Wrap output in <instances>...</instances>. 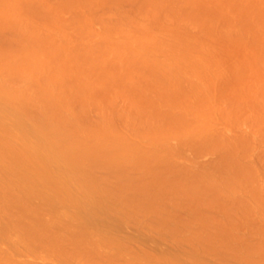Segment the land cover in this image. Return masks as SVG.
Wrapping results in <instances>:
<instances>
[{
    "label": "rangeland",
    "instance_id": "obj_1",
    "mask_svg": "<svg viewBox=\"0 0 264 264\" xmlns=\"http://www.w3.org/2000/svg\"><path fill=\"white\" fill-rule=\"evenodd\" d=\"M14 1L19 6L21 21L0 17V22H4L0 23V59L3 55L8 58L5 64L0 61V77L20 86L23 83L20 78L25 79L15 72L20 56L37 50L34 58L38 83L46 79L52 82L63 102L62 115L67 119L75 117L86 133L79 144L82 158L74 166L71 161L55 159L43 151L40 141L30 133L29 123L8 124L7 140L13 138L10 140L27 144L31 156L17 159L5 168L11 174V185L5 192L17 205L14 211L23 216L37 213L39 222L45 224L47 218L53 219L52 225L59 235L70 232L71 228L75 231L82 226L94 227L97 219L100 227L95 230L92 227V235L88 232L86 236H76L84 247L98 240L100 248L94 251L80 250L74 241L77 247L69 246L76 249L69 250L65 241V245H60L68 247V251L65 248L62 251V247L58 250L59 244L55 249L46 244L40 246L34 257L40 255L42 260L46 255L44 258L49 260L51 254L55 260L51 257L50 264H62L60 258L65 264H79L81 257H84L81 264H97L100 257L107 261L101 260L102 264L110 260L109 264H123L126 260L124 264H138L139 260V264H191L190 261L224 264L226 256L228 264L233 260L236 264H251V261L264 264V0L9 2ZM4 2L0 0L2 14L7 13L4 8L9 10V2L7 5ZM139 54L148 58V64L142 63ZM211 83L215 88L210 89ZM203 88L208 89L206 93ZM226 91L245 95H240V99L234 93V99ZM212 102L218 111L214 110L216 107L213 109ZM227 107L232 109L231 114ZM208 108L211 110L207 111ZM195 112L210 126L200 136L197 131L194 134L187 131L192 120L197 119ZM209 114L212 115L208 119ZM184 126L186 130L181 131ZM169 132L172 134L168 135ZM160 145L166 148L162 150ZM155 147H162L164 152ZM68 148L74 149L71 145ZM225 161L227 165L222 164ZM174 176L178 178L175 180ZM254 244L259 246L256 248ZM92 251L97 253L91 256ZM23 254L22 258L17 254V258L33 257L30 252ZM105 255L109 256L107 260ZM26 259L44 264L40 258Z\"/></svg>",
    "mask_w": 264,
    "mask_h": 264
},
{
    "label": "bare ground",
    "instance_id": "obj_2",
    "mask_svg": "<svg viewBox=\"0 0 264 264\" xmlns=\"http://www.w3.org/2000/svg\"><path fill=\"white\" fill-rule=\"evenodd\" d=\"M2 1V0H1ZM4 1H7V0H3V2ZM10 0H8L7 2H9ZM18 1V0H17ZM7 2H4L5 4L7 3ZM12 3V4H11ZM8 4V3H7ZM6 4V5H7ZM9 4H11V6L9 5ZM9 4H8V7H7V9H9V10H13V11H10L9 12V10H4L3 8H1V9H3V11H7V13L5 12L4 14H2L3 12L1 11L0 12V14H2L0 17H1V19L2 20H4V17L6 18V17H8L10 20H12L13 19V21L14 22H20L21 21V18L20 17H18V13H19V6L17 5V3H16V1H14V2H9ZM11 9H10V8ZM4 15V16H3ZM9 15V16H8ZM8 18H6V19H8ZM1 24L2 23H4V22H0ZM6 23V22H5ZM13 23V22H12ZM7 24V23H6ZM14 25L16 24V23H13ZM10 25V24H9ZM143 26H144V24H143ZM142 26V28H143V30H144V32H147L146 30V26H144L143 27ZM146 29V30H145ZM124 44H125V42H124ZM106 45V44H105ZM36 46L37 47H39V46H41V44H40V42L38 41L37 43H36ZM103 46H104V44H103ZM59 49V48H58ZM58 49H56V50H58ZM59 51V50H58ZM33 53L32 54H28L27 52H23V54L20 56V60L21 61H19V65H17L16 67H15V72L17 73V74H22L23 75V77L26 79V81H25V79H23L22 77L20 78V79H22L23 80V83L21 84L20 83V86H19V84L18 85H15L16 84V82H15V84H14V81L12 82L11 81V79H3L2 77H0V264H35V263H41L40 261H38V262H34L33 263V261H34V259H32V258H40V260H41V257H37L36 255H35V257H34V254L35 253H38V249L40 248V246H44V245H46V244H48V245H50V246H52V247H54V249H55V247H56V245L57 244H59L58 246H59V248H58V246H57V248H58V250L61 248L62 249V251L63 250H65V249H67V248H63V245H65L64 243H65V241H68L69 243H70V241L69 240H71V242L72 241H74L76 244H78L77 246H78V248H80V250H86V249H90V250H96V248H100V243H99V241L98 240H93L92 242H91V244H89V246H87V247H84L83 246V243H82V240L81 239H76V236L78 237V236H82V234H84L85 235V233H88V232H91L92 231V227H90V228H88L87 226H82V228H80V229H78V228H76L77 230H75V231H73L74 229H72L71 228V230H70V232H67V231H65L63 234H58L57 232H56V227H54V225H52V223H53V219H51V218H47L46 219V223L47 224H45V222L44 221H41V222H39V220H38V214L37 213H35V214H33L32 216H27V215H22L21 213H18V212H16V211H14L15 210V208L17 207V205L16 204H14L12 201H11V195L9 196V193H6L5 192V190H6V188H9L10 187V185H11V174H10V172H8V171H6L5 170V168L9 165V167L17 160V159H20V158H24V157H26V156H28L29 157V155H30V152H29V146L27 145V144H24V143H19V142H15V141H11L10 139H13V138H10L9 140H7V136H6V133H7V125L8 124H10V123H13V122H17V123H29V125H30V133L32 134V136L34 137H36L40 142H39V144H40V148L41 149H43V151L44 150H46L47 151V153L49 154V156H52V157H54L55 159H59V160H61L62 159V161L63 160H68V161H71V163H72V165H74V166H76L79 162H80V158H82L79 154H80V146H79V144L81 145V137H82V135L84 134V133H86V130L84 129V127H82L83 125L82 124H79L77 121V119L74 117V118H72V119H67V118H65L63 115H62V113H61V109H62V106H63V102H61L60 101V98L58 97L59 95L56 93V90H55V88L53 87V85H52V82L50 81V80H45V81H41V83H38V80H37V72H36V70H37V66H36V63H35V58H34V56L36 55L35 53L37 52V50H33L32 51ZM59 53H57V52H55V55H58ZM141 54V53H140ZM139 54V58L141 59V61H144V62H142V63H147L148 64V58L147 57H145V56H143V55H140ZM3 58H1L0 59V61H1V63L2 64H5L6 63V61H7V56L5 57L4 55L2 56ZM147 61V62H146ZM151 61V60H150ZM150 61H149V63H150ZM122 64V63H121ZM26 68V70L24 71V69ZM21 69V70H20ZM18 70V71H17ZM21 72H20V71ZM206 77V76H205ZM209 77L210 76H208V79H209ZM207 78V77H206ZM205 78V79H206ZM212 78V77H211ZM218 78V77H217ZM216 78V79H217ZM220 78V77H219ZM240 78H241V76H240ZM237 79H239V78H237ZM242 79V78H241ZM8 80H10V81H8ZM180 80V79H179ZM193 80V79H192ZM207 80V79H206ZM212 80V79H211ZM218 81H219V79H217ZM243 80V79H242ZM8 81V82H7ZM28 82L27 83V86H25V82ZM178 81V79L176 80V82ZM181 81H182V79H181ZM198 81V80H197ZM199 81H201V80H199ZM213 81V80H212ZM236 81V80H235ZM237 81H239V80H237ZM241 81V80H240ZM239 81V82H240ZM180 82V81H179ZM193 82H194V80H193ZM195 82H196V80H195ZM215 82H216V80H215ZM132 83V82H131ZM187 83V82H186ZM201 84L203 83V80H202V82H200ZM217 83V82H216ZM221 83V82H220ZM193 84V83H192ZM219 84V83H218ZM223 84V83H222ZM235 84V83H234ZM237 85H239L238 83H236ZM235 84V85H236ZM240 84H242V82H240ZM22 85V86H21ZM185 85V84H184ZM190 85H191V83H190ZM195 85V84H194ZM208 85V84H207ZM213 84L211 83L210 84V89L212 88V87H214L215 88V86H212ZM137 86V85H136ZM179 86V85H178ZM182 86V85H181ZM188 86V85H187ZM203 86V85H202ZM204 86H205V84H204ZM218 86V85H217ZM144 87V86H143ZM184 87V86H183ZM186 87V86H185ZM190 87V86H189ZM193 87V86H192ZM191 87V88H192ZM205 87H207V86H205ZM237 87V86H236ZM253 87V86H252ZM252 87H250V88H252ZM141 88V87H140ZM145 88V87H144ZM196 88V87H195ZM212 89V91H215V89ZM220 88V87H219ZM254 88V87H253ZM187 88H185L184 89V91L186 90ZM190 89V88H189ZM210 89H209V92H210ZM234 90L236 89V88H233ZM249 89V88H248ZM255 89V88H254ZM194 90V89H193ZM203 91H204V88L202 89ZM208 90V89H207ZM206 90V88H205V91H207ZM222 90V89H221ZM220 90V91H221ZM226 90V89H225ZM227 90H229V89H227ZM237 90H238V88H237ZM257 90V89H256ZM255 90V91H256ZM204 91V92H205ZM229 91H232V90H229ZM228 91V92H229ZM240 91V90H239ZM250 91V90H249ZM253 92H254V90H252ZM39 92V93H38ZM189 92V91H188ZM191 92V91H190ZM189 92V93H190ZM196 92V91H195ZM217 92H218V90H217ZM216 92V93H217ZM227 92V91H226ZM226 92H224L225 94H228V92L226 93ZM237 91H233V93H229L228 95L229 96H231V94H232V98L235 96V94L237 95V97H239L240 95H242L243 93H241V92H239V93H241L239 96H238V94L236 93ZM243 92V91H242ZM248 92V91H247ZM183 93V92H182ZM198 93V92H197ZM200 93H201V91H200ZM206 93V92H205ZM208 93V92H207ZM214 93V92H213ZM220 93V92H219ZM224 93H222L223 95H225ZM235 93V94H234ZM245 93V92H244ZM187 94V93H186ZM185 94V95H186ZM209 94V93H208ZM211 94V93H210ZM222 94H220V96L222 95ZM258 94H259V92H258ZM181 95V94H180ZM202 95V94H201ZM217 95V97H218V94H216ZM222 95V97L221 98H223L224 96ZM227 95V96H228ZM243 95H245V94H243ZM251 95V93L249 94V96ZM252 95H255V94H253L252 93ZM257 95V94H256ZM226 96V95H225ZM258 96V95H257ZM147 97H149V96H147ZM182 97V96H181ZM184 97V96H183ZM197 97V96H196ZM199 97V96H198ZM203 97L204 96H202V99H203ZM242 97H244V96H242ZM248 97V96H247ZM187 97H185V99H186ZM210 98H211V96H210ZM209 98V99H210ZM226 98V97H225ZM224 98V99H225ZM228 98V97H227ZM246 98V97H245ZM249 98V97H248ZM149 99V98H148ZM155 99V98H154ZM185 99H182V101L183 100H185ZM191 99V98H190ZM193 99V98H192ZM197 99V98H196ZM229 99H230V97H229ZM234 99H235V97H234ZM240 99H241V96H240ZM239 99V100H240ZM156 100H158V99H156ZM195 99H193L192 101H194ZM204 100V99H203ZM242 100H244V98H242ZM198 101V100H197ZM207 101V100H206ZM210 101H212V100H210ZM215 101V100H214ZM221 101V100H220ZM226 102H227V100H225ZM224 101V102H225ZM237 101V99L236 100H234V103ZM157 102V101H156ZM195 102V101H194ZM203 102H205V100L203 101ZM229 102V101H228ZM146 103V102H145ZM149 103V102H148ZM153 103V102H152ZM184 103V102H183ZM191 103V102H190ZM199 103V102H198ZM197 103V104H198ZM200 103H201V100H200ZM213 103V109L214 110H216V109H218L217 108V106H216V104H214L215 102H212ZM232 103V102H231ZM230 103V104H231ZM192 104H193V102H192ZM191 104V105H192ZM195 104H196V102H195ZM205 104V103H204ZM223 104V103H222ZM227 104V103H226ZM226 104H224V106L226 105ZM229 104V103H228ZM156 105V104H155ZM182 105V104H181ZM203 105V104H202ZM207 105H208V103H207ZM210 105H212V104H210ZM221 105V104H220ZM240 105V104H239ZM145 106V105H144ZM148 106H149V104H148ZM147 106V107H148ZM183 106V105H182ZM194 107H196L195 105H193ZM199 106V105H198ZM231 106H232V104H231ZM241 106V105H240ZM183 107H185V106H183ZM189 107V106H188ZM187 107V108H188ZM194 107H192V109L194 110ZM202 107V106H201ZM206 107V106H205ZM204 107V108H205ZM229 107V106H228ZM227 107V108H228ZM246 107V106H245ZM61 108V109H60ZM156 108V107H155ZM186 108V109H187ZM198 108V107H197ZM197 108H195V109H197ZM209 108H211V107H209ZM207 109V111L208 110H211V109ZM219 108H221L220 106H219ZM158 110H160L159 108H157ZM181 109H182V107H181ZM190 109V108H189ZM222 109H224L223 107H222ZM237 109H238V107H237ZM240 109V108H239ZM156 110V109H155ZM185 110V109H184ZM198 110V109H197ZM219 110V109H218ZM218 110H216V111H218ZM229 110V108L227 109V111ZM245 110H246V108H245ZM188 111V110H187ZM192 111V110H191ZM195 111V110H194ZM226 111V110H225ZM230 111H232V109L231 110H229L228 111V113L230 112ZM168 112V111H167ZM186 112V111H185ZM190 112V111H189ZM239 112H240V110H239ZM242 112V111H241ZM191 113V112H190ZM189 113V114H190ZM196 113V115L193 113V115H195V116H197V119L196 120H198L199 119V121H198V124L196 123V120H195V122H194V120H192L193 121V123L191 124L192 126H194V127H191V125H190V129L188 128L187 129V131L189 130V131H192L193 132V134H194V131L196 132H198V133H200V134H198L199 136L201 135V134H203V132L204 133H206V129H208L209 130V125H205V124H209V122H207V123H205V122H202V118L201 117H198L200 114H198L197 115V113L198 112H195ZM205 113V112H204ZM209 113V112H208ZM210 113H212V112H210ZM244 113V112H243ZM242 113V114H243ZM168 114V113H167ZM223 114V113H222ZM225 114V113H224ZM230 114H231V112H230ZM235 114V113H234ZM234 114H233V116H234ZM237 114V113H236ZM170 115H172V114H170ZM169 115V116H170ZM177 115H179V114H177ZM210 116H208V119H209V117H211V115L212 114H209ZM215 115V114H214ZM216 115H218V113L216 114ZM176 116V115H175ZM184 116V115H183ZM183 116H182V118H183ZM203 116H204V114H203ZM225 116V115H224ZM223 116V117H224ZM239 117H241L240 115H238ZM180 117H181V115H180ZM206 117V116H205ZM218 117V116H217ZM227 117H228V115H227ZM173 118H174V116H173ZM173 118H172V122H173ZM186 118V117H185ZM234 118V117H233ZM235 118H236V116H235ZM177 118H175V120H176ZM211 119V118H210ZM214 119H216V118H214ZM77 120V121H76ZM174 120V121H175ZM180 120V119H179ZM187 120V119H186ZM217 120H218V118H217ZM238 120V119H237ZM178 121V120H177ZM190 121V120H189ZM210 121H212V120H210ZM215 121V120H214ZM223 121V120H222ZM75 122H77L78 123V125L77 124H75ZM182 122V121H181ZM217 122V121H216ZM216 122H215V124H216ZM174 123H176V121L174 122ZM183 123H185V122H183ZM182 123V124H183ZM204 123V124H203ZM218 123H220V122H218ZM179 124V123H178ZM187 124V123H186ZM211 124H212V122H211ZM221 124V123H220ZM219 124V125H220ZM130 125V124H129ZM175 125V124H174ZM181 125V124H180ZM179 125V126H180ZM189 125V124H188ZM196 125H197V127H196ZM203 125V126H202ZM212 125H214V124H212ZM222 125V124H221ZM183 126V125H182ZM185 126H187V125H185ZM185 126L184 127H182V128H180L181 129V131L183 130V129H185ZM224 126V125H223ZM222 126V127H223ZM221 127V128H222ZM173 128H175V127H173ZM176 128H178V127H176ZM187 128V127H186ZM201 128V129H200ZM224 128V127H223ZM147 129H149V128H147ZM192 129H194V130H192ZM199 129V130H198ZM206 131H205V130ZM211 129L213 130V128L211 127ZM72 130V131H71ZM73 130H75L74 132H73ZM168 130V129H167ZM175 130V129H174ZM186 130V129H185ZM184 130V131H185ZM202 130H203V132H202ZM211 130V131H212ZM215 130H217V129H214L213 131H215ZM218 130H220V129H218ZM222 130V129H221ZM147 131V130H146ZM169 131H172V130H169ZM175 131H177V129L175 130ZM181 131H180V133H179V131H177L178 132V134H182L181 133ZM234 131V130H233ZM177 132H175V133H177ZM196 132V133H197ZM209 133H210V131H208ZM221 132V131H220ZM163 133H164V131H163ZM166 133H168V132H166ZM166 133H165V136H166ZM174 133V132H173ZM174 133V134H175ZM208 133V134H209ZM229 133H230V131H229ZM8 134V133H7ZM170 134H172V133H170L169 132V134L168 135H170ZM233 134V133H232ZM238 134V133H237ZM244 134V133H243ZM211 135H212V133H211ZM215 135V134H214ZM225 135V134H224ZM235 135H236V133H235ZM246 135V134H245ZM208 136V135H207ZM206 136V137H207ZM253 136V135H252ZM163 137H164V135H163ZM163 137H161V138H163ZM191 138L193 137V136H190ZM218 137V136H217ZM224 137H228V135H225ZM237 137V136H236ZM235 137V138H236ZM249 137V136H248ZM200 138V137H199ZM198 138V139H199ZM213 138V137H212ZM211 138V139H212ZM229 138V137H228ZM234 138V137H233ZM234 138V139H235ZM193 139V138H192ZM205 139V138H204ZM210 139V140H211ZM214 139V138H213ZM212 139V140H213ZM216 139V138H215ZM250 139L251 138H248V140L250 141ZM256 140L258 139V138H255ZM188 140H189V138H188ZM195 140V139H194ZM194 140H192V141H194ZM201 140V139H200ZM218 140V139H217ZM225 140V139H224ZM228 140V139H227ZM226 140V141H227ZM245 140V139H244ZM197 141V139L195 140V142ZM202 141V140H201ZM209 141V140H208ZM223 141V140H222ZM231 141V140H230ZM236 141H238V140H236ZM235 141V142H236ZM259 140H257V142H258ZM188 142V141H187ZM186 142V143H187ZM205 142V141H204ZM210 142V141H209ZM240 142V141H239ZM242 142V141H241ZM244 142L245 141H243V144H244ZM247 142V141H246ZM253 142V141H252ZM182 143H184V142H182ZM190 143V142H189ZM200 143V142H199ZM211 143H213L212 141H211ZM214 143H216L215 142V140H214ZM224 143V142H223ZM226 143V142H225ZM233 144H234V142H232ZM253 143H255V142H253ZM260 143V142H259ZM258 143V144H259ZM177 144H180V143H177ZM191 144V143H190ZM219 144V143H218ZM220 144H221V142H220ZM227 144V143H226ZM225 144V145H226ZM232 144V145H233ZM245 144H247V143H245ZM249 144V143H248ZM73 146V150H69V146ZM169 145V144H168ZM183 145V144H182ZM185 145V144H184ZM212 145V144H211ZM75 146V147H74ZM160 146H162V145H160ZM170 146V145H169ZM204 146H206V145H204ZM203 146V147H204ZM214 146H216V144L214 145ZM221 146V145H220ZM227 146H229V144H227ZM234 146H235V144H234ZM237 146V145H236ZM240 146H241V144H240ZM239 146V147H240ZM246 146V145H245ZM245 146H243V147H245ZM252 146V145H251ZM250 146V147H251ZM163 147V148H162ZM162 147H159V149H158V147L156 148L159 152H160V150H161V148H162V150H164L165 148H166V145H165V147H164V145L162 146ZM170 147H172V146H170ZM203 147H201V148H203ZM208 147H210V146H208ZM248 147V146H247ZM249 147V148H250ZM168 148V147H167ZM175 148H177V147H175ZM179 148H181V147H179ZM183 149H185L186 147H182ZM192 148V147H191ZM190 148V149H191ZM201 148H200V151H201ZM219 148V147H218ZM236 148V147H235ZM197 150H198V148H196ZM211 149V148H210ZM209 149V150H210ZM214 149V148H213ZM220 149V148H219ZM232 149H234V148H232ZM252 149V148H251ZM152 150H155V149H152ZM156 150V151H157ZM161 150V151H162ZM194 150V149H193ZM196 150V151H197ZM203 150V149H202ZM206 150H207V148H206ZM218 150V149H217ZM248 150V149H247ZM195 151V150H194ZM199 151V152H200ZM158 152V153H159ZM164 151H162L161 153H163ZM166 152V151H165ZM172 152H173V150H172ZM151 153V152H150ZM161 153L159 154V156L160 157H162L161 156ZM175 153V152H174ZM173 153V154H174ZM235 153V152H234ZM157 154V153H156ZM167 154V153H166ZM170 154V153H169ZM179 154H180V152H179ZM186 154V153H185ZM193 154H195V153H193ZM196 154H198V153H196ZM229 154V153H228ZM148 155V154H147ZM152 155V154H151ZM155 155V154H154ZM177 155V154H176ZM232 155V154H231ZM231 155H229V156H231ZM237 155V154H236ZM31 156V155H30ZM167 156V155H166ZM181 156V155H180ZM222 156H224V155H222ZM33 157V156H32ZM155 157H158V155L157 156H155ZM178 157V156H177ZM190 157H192V156H190ZM221 157V156H220ZM225 157H227V156H225ZM238 157V156H237ZM159 158V157H158ZM157 158V159H158ZM165 158V157H164ZM182 158V157H181ZM180 158V159H181ZM184 158V157H183ZM185 158H188V157H185ZM229 158V157H228ZM231 158V157H230ZM235 158H236V156H235ZM241 158V157H240ZM258 158V157H257ZM147 159V158H146ZM149 159V158H148ZM152 159V158H151ZM162 159V158H161ZM176 159V158H175ZM178 159V158H177ZM179 159V160H180ZM221 159V158H220ZM237 159V158H236ZM150 160V159H149ZM166 160V159H165ZM170 160H172V159H170ZM222 160H224L223 158H222ZM226 160V159H225ZM233 160V159H232ZM238 160V159H237ZM242 160V159H241ZM240 160V161H241ZM253 160H254V158H253ZM252 160V161H253ZM161 161V160H160ZM163 161V160H162ZM185 161V160H184ZM228 161H229V159H228ZM234 161L235 162H237L235 159H234ZM248 161V160H247ZM246 161V162H247ZM249 161H250V159H249ZM248 161V162H249ZM178 162V161H177ZM196 162V161H195ZM222 162V161H221ZM226 162V161H225ZM230 162L232 163V161L230 160ZM245 162V163H246ZM258 162H260L259 160H258ZM162 163V162H161ZM174 163V162H173ZM176 163V162H175ZM199 163V162H198ZM244 163V162H243ZM163 164V163H162ZM172 164V163H171ZM222 164H228V162H226V163H222ZM241 164V163H240ZM248 164V163H247ZM247 164H245V165H247ZM178 165V164H177ZM202 165V164H201ZM230 165V164H229ZM250 165V164H249ZM254 165H256V164H254ZM185 166V165H184ZM190 167V166H189ZM221 167H223L222 165H221ZM245 167V166H244ZM182 168V167H181ZM213 167H211V169H212ZM251 168V167H250ZM257 168H259L258 167V165H257ZM175 169V168H174ZM176 169H177V167H176ZM175 169V170H176ZM185 169V168H184ZM199 169V168H198ZM203 169H204V165H203ZM252 169H256V168H252ZM206 170V169H205ZM204 170V171H205ZM209 170V169H208ZM213 170V169H212ZM170 171H172V170H170ZM181 171H182V169H181ZM180 171V172H181ZM185 171V170H184ZM203 171V170H202ZM257 171V170H256ZM177 172V171H176ZM188 172V171H187ZM179 173V172H178ZM182 173V172H181ZM180 173V174H181ZM190 173V172H189ZM204 173V172H203ZM174 174V173H173ZM197 174H198V172H197ZM186 175H187V173L185 172V178H186ZM195 175V174H194ZM173 176V175H172ZM179 176V175H178ZM199 176V175H198ZM209 176V175H208ZM211 176H212V174H211ZM175 177V180H176V177L177 176H174ZM184 177V175L182 176V178ZM207 177V176H206ZM178 178V177H177ZM199 178V177H198ZM208 178H210V176L208 177ZM212 178V177H211ZM190 179V177L187 179V180H189ZM192 179V178H191ZM184 181H185V179H183ZM207 180V179H206ZM190 181V180H189ZM199 182V181H198ZM206 182V181H205ZM211 182H212V180H211ZM214 183V182H213ZM179 184V183H178ZM187 184V183H186ZM190 184H191V182H190ZM198 184V183H197ZM197 184H196V186H197ZM209 184V183H208ZM217 184V183H216ZM181 185V184H180ZM179 185V186H180ZM184 185V184H183ZM187 186H189V184L187 185ZM199 186V185H198ZM202 186V185H201ZM211 186V184L209 185V187ZM213 186V185H212ZM224 186V185H223ZM178 187V186H177ZM205 187H207L206 186V184H205ZM208 187V188H209ZM194 188V187H193ZM213 189V188H212ZM223 189V188H222ZM220 190V189H219ZM218 190V191H219ZM255 190V189H254ZM194 191V190H193ZM226 191V190H225ZM256 191V190H255ZM223 192H224V190H223ZM222 192V193H223ZM184 194V193H183ZM220 196H222L221 194H220ZM223 196H224V194H223ZM225 197V196H224ZM223 197V198H224ZM264 197V196H263ZM263 199V201H264V198H262ZM12 202V203H11ZM248 202V201H247ZM234 203V202H233ZM230 204H232V202L230 203ZM245 204V203H244ZM243 204V205H244ZM247 204H250V203H247ZM234 205V204H233ZM237 205V203H235V206ZM246 206V205H245ZM240 207H242V206H240ZM239 207V208H240ZM264 207V206H263ZM231 208V207H230ZM229 208V209H230ZM234 208V207H233ZM244 209H245V207H244ZM236 210V209H235ZM242 211H244V210H242ZM257 211V210H256ZM255 211V212H256ZM259 211H262V210H259ZM37 212V211H36ZM264 212V211H263ZM257 213H259V212H256V214ZM262 213V212H261ZM247 214V213H246ZM250 214V213H249ZM255 214V213H254ZM234 215V214H233ZM251 215V214H250ZM260 215V214H259ZM231 216V215H230ZM261 216H262V214H261ZM251 217H253V216H251ZM250 217V218H251ZM254 218V217H253ZM257 218H259L258 220L260 221V216H258ZM253 220L254 219H252V222H253ZM257 220V219H256ZM255 221V220H254ZM221 221H219V223H220ZM223 222H224V220H223ZM261 222H263V221H261ZM225 223L226 222H224V224L223 225H225ZM258 223V222H257ZM256 223V225L254 224V223H252L253 225H255V226H257L258 224ZM260 223V222H259ZM95 226H96V228H95V226L93 227L94 228V230L95 229H99L100 227H98V225H99V220L97 219V220H95ZM222 224V223H221ZM251 224H250V222H249V226H250ZM65 227V226H64ZM254 227V226H253ZM262 227V226H261ZM88 228V229H87ZM102 228V227H101ZM144 227H142V229H143ZM251 229V228H250ZM262 229H264V225H263V227H262ZM261 230V229H260ZM49 231V233H47ZM99 231V230H98ZM144 231V230H143ZM247 231H249V230H247ZM97 233H99V232H97ZM94 234V235H96V236H98L99 234ZM100 233H101V231H100ZM262 233V232H261ZM93 233L91 232V233H89V235H92ZM87 235V234H86ZM85 235V236H86ZM93 235V236H94ZM210 235V234H209ZM208 235V236H209ZM237 237V236H236ZM263 237V236H262ZM238 238H239V236H238ZM237 238V239H238ZM261 238V237H260ZM236 239V238H235ZM234 239V240H235ZM210 240V239H209ZM242 240H243V238H242ZM245 240H246V238H245ZM78 241L80 242V243H78ZM241 241V240H240ZM260 241V240H259ZM263 241H264V239H263ZM263 241H261V243L263 242ZM67 242V245L66 246H69V245H73L74 244V242H72V243H68ZM242 242V241H241ZM245 241H243V243H244ZM2 243L4 244V243H6V246H8L9 248H11V251H9L10 249H8V247H4V245L2 246ZM61 243H63V245H60ZM229 244H230V242H228ZM237 243V242H236ZM256 243V242H255ZM259 243V242H258ZM8 244V245H7ZM75 244V245H76ZM96 245V246H92V245ZM144 244V243H143ZM227 244V243H226ZM231 244H233V243H231ZM239 244V243H238ZM247 244V243H246ZM75 245H73V246H75ZM223 244H221L220 246H222ZM237 245V244H236ZM241 245V244H240ZM243 245V244H242ZM255 246H256V244H254ZM4 247V248H7V249H4V248H2V247ZM73 246H69V250H71V249H73V250H75L76 248H74ZM77 246H75V247H77ZM80 246V247H79ZM98 246V247H97ZM254 246V247H255ZM257 246H259V245H257ZM257 246H256V248H257ZM263 247H264V245H262ZM70 247H71V249H70ZM73 247V248H72ZM247 247V246H246ZM146 248V247H145ZM220 248H222V247H220ZM227 248V247H226ZM226 248H225V250H226ZM242 248V247H241ZM250 248V247H249ZM253 248V247H252ZM243 249V248H242ZM246 249V248H245ZM57 250V249H56ZM77 250H79V249H77ZM90 250H87L88 252H89V254H90ZM141 250V249H140ZM223 250V249H222ZM225 250H224V252H225ZM229 250V249H228ZM239 250V249H238ZM263 250H264V248H263ZM66 251H68V249L66 250ZM65 251V252H66ZM92 251V253H91V256H92V254L93 253H95V252H93ZM114 251V250H113ZM113 251H109V252H113ZM242 251V250H241ZM246 251H249V250H247L246 249ZM257 251V250H256ZM26 252H30V254H33V257H30L32 260H30V261H25V259L26 260H28V259H30L29 258V256H27V255H29L28 253H27V255H25L24 256V254H26ZM86 252V251H85ZM87 252V253H88ZM108 252V253H109ZM228 252V251H227ZM253 252V251H252ZM259 252V251H258ZM257 252V253H258ZM264 252V251H263ZM24 253V254H23ZM96 253H97V251H96ZM95 253V254H96ZM99 253V252H98ZM102 252H100V254H101ZM114 253H117V251L116 252H114ZM235 252H233V254H234ZM244 253V252H243ZM250 254H251V252H249ZM256 253V252H255ZM17 254H18V257L19 258H22L21 257V254H23L22 256H24L25 257V259H19V258H17ZM20 254V255H19ZM94 254V255H95ZM104 253H102V255H103ZM118 254H120V253H118ZM237 254V253H236ZM240 254V253H239ZM16 255V257H14ZM43 254H41V256H42ZM50 255V258L51 259H53L54 258V260H55V257H53L51 254H49ZM53 255H55V254H53ZM93 255V256H94ZM97 255H99V254H97ZM101 255V256H102ZM107 255H109V254H107ZM107 255H105L106 256V259L105 260H107V257H109V256H107ZM141 255V254H140ZM226 255V254H225ZM248 255V254H247ZM258 255V254H257ZM261 255V254H260ZM263 255V254H262ZM31 256V255H30ZM44 256H46V255H43L42 257V262H44V264H50V262L49 261H51L50 260V258H49V260H47V257H46V259L44 258ZM87 256V255H86ZM90 256V255H89ZM88 256V257H89ZM104 256V257H105ZM115 256V255H114ZM119 256V255H118ZM146 256V255H145ZM144 256V257H145ZM236 256V255H235ZM243 256H244V254H243ZM250 256H252V255H250ZM259 256V255H258ZM49 257V256H48ZM57 257V256H56ZM60 257H61V255H60ZM88 257H86V258H88ZM98 257H100V256H98ZM103 257V258H104ZM111 257V256H110ZM123 257V256H122ZM126 257V256H125ZM143 257V256H142ZM223 257V256H222ZM232 257H234V256H232ZM239 257H241V255L239 256ZM244 257H246V256H244ZM248 257V256H247ZM253 257H257V256H253ZM89 258H93V257H89ZM97 258V257H96ZM120 258V257H119ZM138 258H140V257H138ZM191 258V257H190ZM224 258V257H223ZM227 258H229V257H226L225 256V259H227ZM234 258H238V257H234ZM233 258V259H234ZM262 258H263V256H262ZM261 258V259H262ZM44 259H45V261H48V262H46L45 263V261H44ZM62 259V260H61ZM65 259V258H64ZM81 259V262H82V260H84V257H83V259H82V257L80 258ZM98 259H101L102 260V258L100 257V258H98ZM115 259V258H114ZM114 259H112V262H113V260ZM146 259V258H145ZM203 259V258H202ZM221 259L222 258H220V261H221ZM223 260L225 263H226V260ZM232 259V260H233ZM243 259V258H242ZM244 259H246V258H244ZM243 259V260H244ZM249 259H252V258H249ZM256 259V258H255ZM255 259H252V260H255ZM260 259V260H261ZM54 260L52 261V262H54ZM60 260H61V262H62V264H65L64 263V260H63V258H60ZM87 260V259H86ZM85 260V261H86ZM93 260V259H92ZM92 260H90L89 259V261H91V262H93ZM97 260V259H96ZM96 260H94V261H96ZM101 260H100V262H101ZM108 260H110V259H108ZM122 260L123 261H125L123 258H122ZM138 260V259H137ZM147 260V259H146ZM145 260V261H146ZM188 260H192V259H189V257H188ZM193 260H195V258H193ZM200 260V259H199ZM231 259H229V261H230ZM231 260V261H232ZM236 260V259H235ZM240 260V259H239ZM248 260V259H247ZM264 260V259H263ZM79 261V260H78ZM88 261V260H87ZM104 261V259L102 260V262ZM111 261V260H110ZM109 261V262H110ZM120 261V260H119ZM127 261V260H126ZM126 261L124 262V263H126ZM134 261H135V259H134ZM140 261V260H139ZM139 261H138V264H139ZM197 261V260H196ZM219 261V260H218ZM219 261V262H220ZM222 261V262H223ZM227 261H228V259H227ZM237 261V260H236ZM242 261V260H241ZM249 261H251V260H249ZM248 261V262H249ZM51 262V263H52ZM56 262H57V260H56ZM81 262L79 263V264H81ZM97 262H99V261H97ZM96 262V263H97ZM99 262V263H100ZM107 262V261H106ZM105 261H104V263H106ZM109 262H108V264H109ZM114 262H115V260H114ZM113 262V263H114ZM136 262V261H135ZM134 262V263H135ZM202 263H203V261H201ZM200 262V263H201ZM233 262H234V260H233ZM233 262H231V263H233ZM240 262V261H239ZM257 261H254L253 263H256ZM264 262V261H263ZM263 262H261V263H263ZM99 263H97V264H99ZM118 263V262H117ZM121 263V262H120ZM123 263V262H122ZM123 263V264H124ZM132 263V262H131ZM146 263V262H145ZM190 263L192 264L193 263V261L191 262L190 261ZM194 263H195V261H194ZM193 263V264H194ZM196 263H198V262H196ZM195 263V264H196ZM217 263V262H216ZM221 263V262H220ZM224 263V264H225ZM230 263V262H229ZM230 263V264H231ZM245 263V262H244ZM252 263V261H251V264H253ZM41 264H43V263H41ZM56 264H59V263H56ZM100 264H102V263H100ZM115 264V263H114ZM140 264H141V262H140ZM143 264V263H142ZM219 264V263H218ZM226 264H228V263H226ZM233 264H236V262H234ZM240 264V263H239ZM246 264V263H245ZM257 264H258V262H257Z\"/></svg>",
    "mask_w": 264,
    "mask_h": 264
}]
</instances>
